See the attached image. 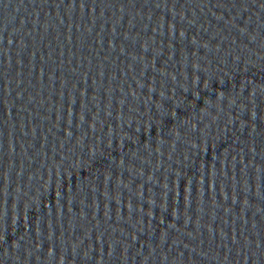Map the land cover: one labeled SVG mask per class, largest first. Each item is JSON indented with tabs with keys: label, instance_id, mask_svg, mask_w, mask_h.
Returning <instances> with one entry per match:
<instances>
[{
	"label": "water",
	"instance_id": "95a60500",
	"mask_svg": "<svg viewBox=\"0 0 264 264\" xmlns=\"http://www.w3.org/2000/svg\"><path fill=\"white\" fill-rule=\"evenodd\" d=\"M0 264H264V0H0Z\"/></svg>",
	"mask_w": 264,
	"mask_h": 264
}]
</instances>
